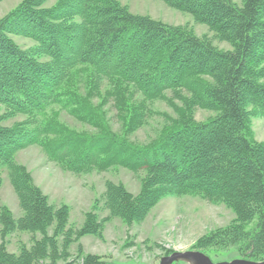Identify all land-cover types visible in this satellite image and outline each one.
<instances>
[{
    "label": "trees",
    "instance_id": "trees-1",
    "mask_svg": "<svg viewBox=\"0 0 264 264\" xmlns=\"http://www.w3.org/2000/svg\"><path fill=\"white\" fill-rule=\"evenodd\" d=\"M48 1L22 0L0 18V189L6 172L23 211L16 218L0 205V264H110L85 253L79 240L103 238L112 216L140 223L164 197L185 194L235 214L194 249L212 258L205 250L235 246L238 258L264 260V143L253 138L250 125L252 117L264 118V0H163L207 25L231 50L132 13L119 0ZM11 35L35 44L22 48ZM181 88L190 94L189 110L173 126L150 144L127 137L147 111L134 102L137 93L148 102ZM96 97L113 99L123 134L111 129ZM55 106L96 131L70 128ZM196 107L216 114L197 121ZM18 115L25 118L3 124ZM31 145L75 174L117 166L144 170L141 190L133 194L122 183L107 182L103 200L110 215L99 217L96 200L76 228L70 205L51 203L17 162ZM15 232L31 234L32 244L20 242L19 251L10 252L7 239ZM75 243L77 258L69 261Z\"/></svg>",
    "mask_w": 264,
    "mask_h": 264
},
{
    "label": "rangeland",
    "instance_id": "rangeland-1",
    "mask_svg": "<svg viewBox=\"0 0 264 264\" xmlns=\"http://www.w3.org/2000/svg\"><path fill=\"white\" fill-rule=\"evenodd\" d=\"M21 1L0 2V18ZM119 1L127 5L132 13L148 15L170 25L185 28L200 38L211 40L220 49L233 48L231 43L217 38L207 25L196 22L192 14L172 8L163 0ZM54 2L55 0H49L47 5L50 6ZM11 37L22 48H29L35 44L33 40L20 35H11ZM105 92L103 89L102 94L104 95ZM189 96V92L181 88L176 91L168 90L163 97L145 102V99L137 93L134 102L144 103L147 111L143 124L128 133L127 137L138 144H150L156 141L165 129L173 126L181 118L182 112L189 110L186 103ZM100 100L102 98L96 97L93 101L96 105H101L111 129L123 134V121L119 117L113 99H109L106 103ZM55 108L59 110L60 120L70 128L87 132L96 131L66 110L59 109V106ZM193 112L197 121H205L216 114V111L201 107L194 108ZM24 118V115H18L4 121L3 124L9 126ZM250 125L253 138L264 143V118L252 117ZM16 160L31 172L35 184L49 196L51 203L56 206L62 203L70 205V223L76 228L84 224L86 213L92 210L96 200H98L99 217L104 219L110 215L109 210L104 207L103 200L107 182L122 183L129 192L138 194L146 174L144 170L134 172L122 166L112 167L106 171L93 170L75 174L50 161L39 145H31L21 150ZM1 204L8 205L16 218L23 214L17 194L6 172L0 189ZM234 217V212L224 204L212 203L198 195L167 196L151 209L142 222L128 224L122 218L112 216L104 222L103 238L85 235L79 243L82 244L85 253L97 254L110 264H159L163 256L171 254H167L169 251L196 250L194 245L199 238L219 228L223 229ZM37 236L40 237V234ZM7 242L10 252H18L20 242L32 244V235L15 232L8 237ZM205 251L212 256L213 261L240 257L235 246L217 245ZM71 252L73 256L69 261L77 258L76 243L72 246ZM57 264L66 263L60 261Z\"/></svg>",
    "mask_w": 264,
    "mask_h": 264
},
{
    "label": "water",
    "instance_id": "water-1",
    "mask_svg": "<svg viewBox=\"0 0 264 264\" xmlns=\"http://www.w3.org/2000/svg\"><path fill=\"white\" fill-rule=\"evenodd\" d=\"M179 261L187 264H264V260L256 261L247 258L213 261L209 255L200 250L175 251L170 255L163 256L159 264H174Z\"/></svg>",
    "mask_w": 264,
    "mask_h": 264
},
{
    "label": "bare ground",
    "instance_id": "bare-ground-1",
    "mask_svg": "<svg viewBox=\"0 0 264 264\" xmlns=\"http://www.w3.org/2000/svg\"><path fill=\"white\" fill-rule=\"evenodd\" d=\"M172 254V253H171ZM180 262V261H179ZM175 263H178V262H175Z\"/></svg>",
    "mask_w": 264,
    "mask_h": 264
}]
</instances>
